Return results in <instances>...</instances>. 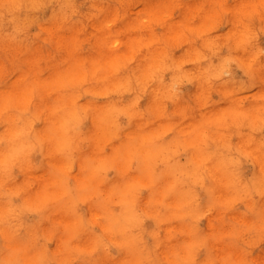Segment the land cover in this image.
<instances>
[{"label":"clouds","instance_id":"clouds-1","mask_svg":"<svg viewBox=\"0 0 264 264\" xmlns=\"http://www.w3.org/2000/svg\"><path fill=\"white\" fill-rule=\"evenodd\" d=\"M0 264H264V0H0Z\"/></svg>","mask_w":264,"mask_h":264}]
</instances>
